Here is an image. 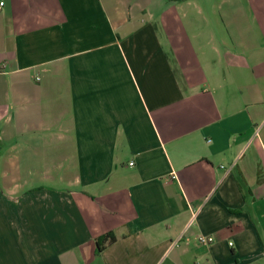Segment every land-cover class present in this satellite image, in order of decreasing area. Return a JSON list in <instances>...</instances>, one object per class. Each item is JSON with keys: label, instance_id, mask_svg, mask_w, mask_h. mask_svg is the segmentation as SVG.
Wrapping results in <instances>:
<instances>
[{"label": "crops", "instance_id": "0c3cea01", "mask_svg": "<svg viewBox=\"0 0 264 264\" xmlns=\"http://www.w3.org/2000/svg\"><path fill=\"white\" fill-rule=\"evenodd\" d=\"M0 2V264H264V0Z\"/></svg>", "mask_w": 264, "mask_h": 264}, {"label": "trees", "instance_id": "16d2710c", "mask_svg": "<svg viewBox=\"0 0 264 264\" xmlns=\"http://www.w3.org/2000/svg\"><path fill=\"white\" fill-rule=\"evenodd\" d=\"M116 241V237L113 233H107L98 239H96V252L102 253L107 245L113 244Z\"/></svg>", "mask_w": 264, "mask_h": 264}, {"label": "built area", "instance_id": "2783aa9c", "mask_svg": "<svg viewBox=\"0 0 264 264\" xmlns=\"http://www.w3.org/2000/svg\"><path fill=\"white\" fill-rule=\"evenodd\" d=\"M3 7H4V2H0V12L2 11ZM222 168H224V167H222ZM229 170H231V167ZM213 241H214V238H212V237L200 236L198 238V242L202 245H208V244L212 243ZM230 245H232V243H230Z\"/></svg>", "mask_w": 264, "mask_h": 264}]
</instances>
